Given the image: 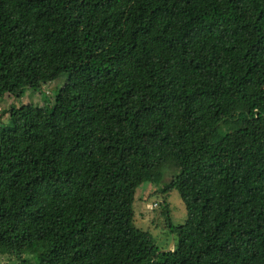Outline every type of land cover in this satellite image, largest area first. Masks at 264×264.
Masks as SVG:
<instances>
[{
    "label": "trees",
    "instance_id": "obj_1",
    "mask_svg": "<svg viewBox=\"0 0 264 264\" xmlns=\"http://www.w3.org/2000/svg\"><path fill=\"white\" fill-rule=\"evenodd\" d=\"M4 100L0 256L264 264V0H0ZM145 183L172 248L134 225Z\"/></svg>",
    "mask_w": 264,
    "mask_h": 264
},
{
    "label": "rangeland",
    "instance_id": "obj_2",
    "mask_svg": "<svg viewBox=\"0 0 264 264\" xmlns=\"http://www.w3.org/2000/svg\"><path fill=\"white\" fill-rule=\"evenodd\" d=\"M66 81V77L64 75L59 76L56 80L53 82L46 84L43 87V91L39 96L33 98V103L37 105H41L45 107V109H48L49 106V99L53 98V95L56 93L58 89H60L63 84ZM46 93H49L50 96H46ZM21 101V102H20ZM20 103H29L31 102L29 99H21ZM19 105V104H17ZM8 107V101L4 100L2 103H0V123H5L6 119L3 117V112L7 110ZM171 176L166 174V171L164 172V182H168L170 180ZM156 189V187L151 186L150 184H143L141 185L135 194L134 199V225L138 229H142L144 231H150L156 241V244L160 248H172L173 247V238L169 234L167 230L163 229H155V225L152 223L154 220V217H156L157 211H159L158 206L154 207L153 201L155 200L153 196L149 198V201L146 202L145 198L148 196L150 191H153ZM146 202V203H145ZM167 202L170 208V216L171 220L174 225H182L186 222L187 219V212L185 209L184 204L181 201L180 195L177 191H172L171 193L167 194ZM146 204V205H145ZM149 205H151L152 208H149ZM16 259L8 258V257H2L0 256V264H18L15 262Z\"/></svg>",
    "mask_w": 264,
    "mask_h": 264
},
{
    "label": "built area",
    "instance_id": "obj_3",
    "mask_svg": "<svg viewBox=\"0 0 264 264\" xmlns=\"http://www.w3.org/2000/svg\"><path fill=\"white\" fill-rule=\"evenodd\" d=\"M155 205H156V204H154V206H155ZM149 208H152L151 205H149Z\"/></svg>",
    "mask_w": 264,
    "mask_h": 264
}]
</instances>
